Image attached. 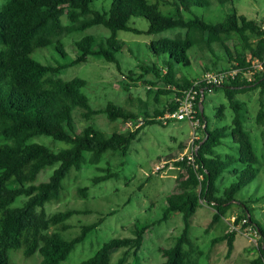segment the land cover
Listing matches in <instances>:
<instances>
[{
    "label": "trees",
    "instance_id": "1",
    "mask_svg": "<svg viewBox=\"0 0 264 264\" xmlns=\"http://www.w3.org/2000/svg\"><path fill=\"white\" fill-rule=\"evenodd\" d=\"M93 1L7 0L0 6V264H12L11 250H21L24 257L39 253L43 258L37 264H62L76 245L97 229L103 218L82 225L77 236L65 238L61 232L71 227L67 221L79 211L68 209L48 213L46 207L60 199L64 180L73 169L79 170L87 163L98 165L108 151L127 155L146 125H166L156 118L176 109L177 97L196 80L177 73L175 67L176 64L191 66L189 52L195 47H202V51L211 56L216 55L217 48L224 50L225 56L211 59V65L207 63L209 60L202 63V74L219 69L225 59L229 66L239 68L240 72L235 79L205 88L203 113L200 108L202 91H199L196 118L201 122L198 127L201 137L196 141L199 148L194 163H189L187 156L177 162V165H183L185 173L176 178L159 219L149 224L135 223L132 237L112 238L78 264H144L141 252L147 231L156 224L167 222L175 213L182 218V232L173 244L160 248L164 258L160 264H201L199 256L204 252L198 250L190 230L193 216L205 203L215 211L207 231L222 219L234 217V228L214 238L211 247L226 243L229 258L234 253L239 232L253 231L260 242L256 245L258 255L249 264H264V229L253 217L249 205L253 199L238 202L236 198L240 190L256 178L258 157L250 131L245 126L246 104L235 99L236 94L250 89L260 88L261 93L264 92V71L257 73L252 68L254 59L264 60V19H248L235 7L224 21L217 23L207 22L196 15L184 17V13H191L193 7L209 6L211 0H172L174 9L170 13H164L160 8L162 2L170 4V0L153 3L148 0H112L110 8L102 12L92 10ZM213 1L223 6L233 4V0ZM133 17L147 19L148 29L143 31L132 27L129 23ZM99 25L108 28L110 36L87 34L75 40L78 55L68 63L46 64L33 57L40 48H53L65 56V37ZM172 29L181 32L150 45L156 55L164 56V66L159 67L156 63L140 66L145 74L154 77L146 83L163 86L157 89L158 105L152 113L134 112L113 103L95 109L83 91L87 86L85 79L61 78L68 67L86 62L91 57L116 63L120 68L117 53L125 44L118 39L119 31L152 35ZM145 74L139 76L145 77ZM129 75L135 76L133 71ZM220 88L226 90L233 118L230 124L212 129L205 116V96L207 92ZM170 93H175L173 100L163 105L161 95ZM226 108L221 105L218 115L223 116ZM76 109L88 123L85 127L76 126L73 117ZM98 114H106L112 123L136 119L140 115L146 119L135 130L108 133L89 124ZM256 122L264 126V103H261ZM42 136L62 143L64 147L54 149L35 141ZM227 137L237 144V156L217 152ZM47 168H54L51 176L47 181L37 183L39 174ZM107 171L94 181L98 183L116 176L109 169ZM227 173L234 174L236 180L223 188L221 183ZM81 192L86 196L87 188H82ZM235 205L240 210L235 209ZM119 251L120 255L113 261V254Z\"/></svg>",
    "mask_w": 264,
    "mask_h": 264
},
{
    "label": "rangeland",
    "instance_id": "2",
    "mask_svg": "<svg viewBox=\"0 0 264 264\" xmlns=\"http://www.w3.org/2000/svg\"><path fill=\"white\" fill-rule=\"evenodd\" d=\"M5 0H0V6ZM156 2V0H148ZM112 0H94L91 4L92 10L104 11L111 6ZM235 7L239 14L251 20L264 19V0H233V4L220 5L211 0L207 7H193L191 13H184L185 18L194 15L203 18L207 22L217 23L224 21L226 15ZM164 13L173 11L172 0L170 4L162 2L160 6ZM132 27L140 30H147L149 22L143 17H133L129 23ZM179 29L168 30L159 34L147 35L145 33L136 34L129 31H119L118 39L124 42L123 49L117 53L118 68L116 63H109L104 59L89 58L86 62L68 67L61 78L70 80L76 77L85 79L87 86L84 88L91 106L95 109L102 108L108 103L125 107L134 112H153L156 107V94L158 88H163L160 84L152 86L146 80H154L153 75L145 74L141 65H151L156 63L164 66L163 55H156L151 49L152 42L164 37H174L180 33ZM93 34L98 37H108L111 31L102 26H95L83 33H73L64 38L66 55L62 56L53 48H40L35 51L33 57L40 62L52 65H60L70 62L78 55L74 41L84 35ZM217 48V46H216ZM202 47H195L190 50L189 56L192 65L185 67L176 64L177 73H182L188 78H200V66L208 60L225 56L224 50L217 48L216 55H206ZM205 56V59L203 57ZM212 57V58H211ZM226 61V67H229ZM222 66L216 71L225 69ZM133 71L135 76L129 75ZM258 72V71H257ZM259 73V72H258ZM262 73V72H261ZM145 74V77H140ZM201 75V76H200ZM126 84H128L126 86ZM127 88V89H126ZM152 90L153 92H149ZM162 94L161 99L165 103L171 98ZM235 99L246 104V129L250 131L254 149L258 157L256 168L258 174L256 178L247 186L242 188L237 194V201L253 199L250 207L255 220L264 229V126L256 122L257 113L264 103V92L260 88L250 89L236 94ZM221 105L227 106L224 115H218V108ZM229 99L224 88L214 92H207L205 96V116L212 129L219 128L231 123L233 110L228 107ZM78 109L74 111L73 117L78 128L85 127L88 123L82 119ZM140 115L136 119L127 121L119 120L112 123L106 114L94 116L89 124L97 128L112 133L114 130L126 132L135 130L139 118L146 119ZM194 127L190 120H171L168 124L146 125L133 141L127 155L121 152H106L98 165L84 164L77 170L73 169L64 180V188L59 200L47 205L48 213L64 211L68 209L78 210L79 213L72 216L67 222L71 227L62 231L65 238H72L80 233L81 226L97 222L103 218L102 223L89 233L84 242L76 245L70 256L62 264H78L81 261L94 255L101 246L112 238H125L133 236L134 224H149L159 219L167 206L166 197L173 191L176 178L184 172L183 165L177 162L186 156L188 152L189 140L193 135ZM35 141H40L54 149L64 147L62 143H56L51 138L42 136ZM217 152L229 155H238V146L231 137H227L225 144L217 148ZM240 164L238 165V167ZM112 171L116 176L106 181L96 183L94 179ZM54 168H47L42 171L37 179V183L47 181ZM234 174L227 173L221 185L228 187L235 182ZM87 188L86 196L81 192L82 188ZM235 209H239L237 205ZM87 212V213H84ZM214 208L208 204L201 205L192 218L190 236L198 245V250L204 254L199 256L201 264H249L250 260L258 255L256 247L259 236L253 231L239 232L235 241V250L231 257L227 258V245L220 243L211 247V242L217 236L222 235L228 229H233L230 219H222L207 231L211 222ZM179 213H175L165 223L155 225L146 233V243L141 257L144 264H160L164 258L160 252L161 247H168L174 243L175 238L182 232V220ZM21 250H11L9 252L12 264H37L42 260V256L36 253L29 257H24ZM119 252L113 254V261L120 255Z\"/></svg>",
    "mask_w": 264,
    "mask_h": 264
},
{
    "label": "built area",
    "instance_id": "3",
    "mask_svg": "<svg viewBox=\"0 0 264 264\" xmlns=\"http://www.w3.org/2000/svg\"><path fill=\"white\" fill-rule=\"evenodd\" d=\"M252 68L255 72L264 71V60L254 59L252 61ZM240 69L229 66L221 70H211L205 72L200 78H197L191 86L185 89L181 95L177 97L178 107L174 110H169L163 115H159L156 119L162 122L163 124H168L171 120H185L188 119L191 121L194 131L191 139L189 140L188 152L186 156L189 159V163H194L195 161V152L198 150L199 146L196 145V141L201 137L198 127H200L201 122L196 118V105L199 91H205L206 87L217 86L227 82L230 79H235L239 74ZM251 72V71H249ZM257 72V73H258ZM199 88H201L199 90ZM212 92V91H210ZM144 118H139L137 120L136 127H140L144 123ZM185 156H182V159ZM181 159V160H182Z\"/></svg>",
    "mask_w": 264,
    "mask_h": 264
},
{
    "label": "crops",
    "instance_id": "4",
    "mask_svg": "<svg viewBox=\"0 0 264 264\" xmlns=\"http://www.w3.org/2000/svg\"><path fill=\"white\" fill-rule=\"evenodd\" d=\"M207 63H211V60H209V62H207ZM221 64H222V67L223 68H225L226 67V59L224 60V61H221ZM211 65V64H210ZM202 66H203V64H201V66H200V70H202ZM229 66V65H228ZM203 72V71H202ZM202 72H201V74H202ZM201 76V75H200ZM196 79H197V77H195ZM174 96H175V93H172V96H171V98H170V100L169 101H171V100H173V98H174ZM161 101L163 102V105L165 104V101H163L162 99H161ZM168 102V101H167Z\"/></svg>",
    "mask_w": 264,
    "mask_h": 264
},
{
    "label": "water",
    "instance_id": "5",
    "mask_svg": "<svg viewBox=\"0 0 264 264\" xmlns=\"http://www.w3.org/2000/svg\"><path fill=\"white\" fill-rule=\"evenodd\" d=\"M203 99H204V91L202 90V98L200 100V108L201 112L203 113ZM205 141V139L202 141V143Z\"/></svg>",
    "mask_w": 264,
    "mask_h": 264
}]
</instances>
